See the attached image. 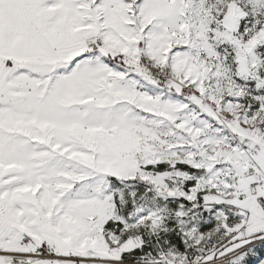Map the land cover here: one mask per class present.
Masks as SVG:
<instances>
[{"label": "snow or ice", "instance_id": "snow-or-ice-1", "mask_svg": "<svg viewBox=\"0 0 264 264\" xmlns=\"http://www.w3.org/2000/svg\"><path fill=\"white\" fill-rule=\"evenodd\" d=\"M0 264H264V0H0Z\"/></svg>", "mask_w": 264, "mask_h": 264}]
</instances>
